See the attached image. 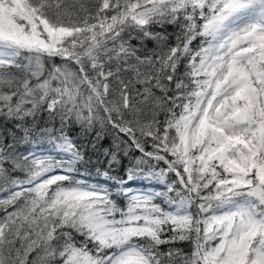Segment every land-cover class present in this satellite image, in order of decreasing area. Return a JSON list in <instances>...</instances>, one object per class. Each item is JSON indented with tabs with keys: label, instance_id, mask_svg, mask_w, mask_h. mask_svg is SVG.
<instances>
[{
	"label": "snow or ice",
	"instance_id": "6c2138e0",
	"mask_svg": "<svg viewBox=\"0 0 264 264\" xmlns=\"http://www.w3.org/2000/svg\"><path fill=\"white\" fill-rule=\"evenodd\" d=\"M0 264H264V0H0Z\"/></svg>",
	"mask_w": 264,
	"mask_h": 264
},
{
	"label": "trees",
	"instance_id": "16d2710c",
	"mask_svg": "<svg viewBox=\"0 0 264 264\" xmlns=\"http://www.w3.org/2000/svg\"><path fill=\"white\" fill-rule=\"evenodd\" d=\"M157 30L159 31V29H157ZM174 31H176L174 26H168L167 27L168 33H173ZM133 43H136V41H133ZM146 44H147L148 48H154L156 46L155 42H147L146 41ZM73 135L85 146V148L88 150V152L91 153L92 150H91L88 142L93 139L92 135H85L78 128L74 130ZM105 146H107V142H106ZM96 159H97V157L93 156V160L95 161ZM180 246L182 248H184L185 251L191 250V244L188 242L182 243Z\"/></svg>",
	"mask_w": 264,
	"mask_h": 264
}]
</instances>
